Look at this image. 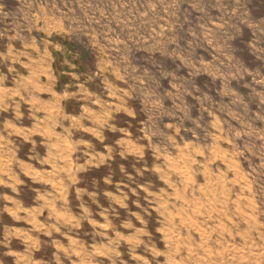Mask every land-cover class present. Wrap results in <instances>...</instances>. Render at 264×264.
I'll use <instances>...</instances> for the list:
<instances>
[{"label":"rangeland","instance_id":"1","mask_svg":"<svg viewBox=\"0 0 264 264\" xmlns=\"http://www.w3.org/2000/svg\"><path fill=\"white\" fill-rule=\"evenodd\" d=\"M0 264H264V0H0Z\"/></svg>","mask_w":264,"mask_h":264}]
</instances>
